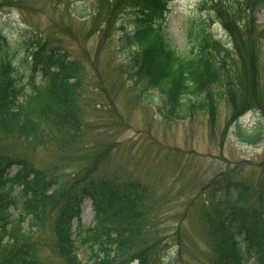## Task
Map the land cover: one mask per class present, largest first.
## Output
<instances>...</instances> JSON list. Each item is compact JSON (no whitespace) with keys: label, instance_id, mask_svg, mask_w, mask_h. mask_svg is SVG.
Returning a JSON list of instances; mask_svg holds the SVG:
<instances>
[{"label":"trees","instance_id":"1","mask_svg":"<svg viewBox=\"0 0 264 264\" xmlns=\"http://www.w3.org/2000/svg\"><path fill=\"white\" fill-rule=\"evenodd\" d=\"M234 1L235 10L216 3L213 11L232 51L213 40L200 20L197 27L189 25L193 47L179 52L167 41L161 23L168 0H96L92 25L98 32L105 31L116 16L131 14L132 30L124 32L128 62L143 96L148 99L152 90L158 92L162 103H156L155 109L163 118L186 119L206 110L214 124L216 101L227 98L234 135L244 143L257 144L264 139V124L257 121L244 127L238 116L239 110L250 108L264 115V90L258 91L256 72L264 30L257 29L251 16L264 7V0ZM24 2L0 0V6L21 8ZM82 10L76 5L73 12ZM21 41L26 44L23 69L13 60L19 42L10 41L0 30V134L29 150L85 145L81 102L85 63L34 31ZM238 86L243 88L240 104ZM102 155L99 151L73 157L87 160L77 171L65 174L56 166L39 168L27 158L0 150V264H43L35 237L43 228L50 231L49 252L62 264H171L155 256L167 242L154 235L153 209L145 204L150 190L139 179L102 174ZM14 165L18 169L10 173ZM256 166L264 170V163ZM205 189L224 194L215 195L200 213L215 264H264V176L246 184L224 171L210 179ZM85 198L93 209L89 225L79 219Z\"/></svg>","mask_w":264,"mask_h":264},{"label":"rangeland","instance_id":"2","mask_svg":"<svg viewBox=\"0 0 264 264\" xmlns=\"http://www.w3.org/2000/svg\"><path fill=\"white\" fill-rule=\"evenodd\" d=\"M168 1V11L161 23L167 41L179 52H189L193 47V38L188 36L189 25L197 27L200 20L204 21L213 40L225 43L232 51L231 42L226 43L222 23L215 19L213 11L216 3L235 10L234 0ZM76 5L84 10L76 14L73 12ZM93 7H97L96 0H26L21 8L0 6V30L10 41L19 42V50L13 58L16 67L26 66V44L21 39L31 35V31L60 43L72 56L83 60L86 67L81 96L85 145L69 150L56 145L29 150L15 138L0 134V150L27 158L39 168L56 166L65 174L77 171L87 160L73 157L101 151L99 171L102 174L139 179L150 190L151 197L145 204L153 209L154 235L165 237L167 242L155 252L156 257L171 264H215L211 239L200 213L203 206L208 207L210 201L216 199L215 195L224 197V194L212 189L204 191L202 187L224 171H229L232 179L246 184L264 176V170L256 166L264 163V139L257 144H247L234 135L230 122L232 104L227 98L216 101L214 124L210 123L206 110L197 111L186 119H165L159 115L155 105L162 103L161 97L152 89L148 99L143 96L132 64L128 62L124 32L132 30L131 14L116 16L109 29L103 31L100 27L98 32L92 25ZM251 16L257 29L264 30V7ZM259 49L257 87L263 92L264 42ZM224 83H227L225 79ZM220 85L219 80L213 87L216 90ZM232 86L235 87L234 82ZM235 91L240 104L243 88L236 87ZM239 111L238 118L244 127L257 121L264 124L260 111L251 108ZM17 169V165L12 166L10 173ZM79 219L82 224H92L89 198L81 203ZM75 224L76 220L73 226ZM23 225L29 226L26 220ZM35 237L42 263L62 264L48 250L49 229L43 228Z\"/></svg>","mask_w":264,"mask_h":264}]
</instances>
